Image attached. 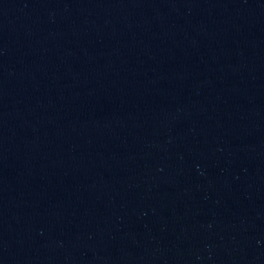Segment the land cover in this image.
I'll return each mask as SVG.
<instances>
[{
    "label": "water",
    "instance_id": "water-1",
    "mask_svg": "<svg viewBox=\"0 0 264 264\" xmlns=\"http://www.w3.org/2000/svg\"><path fill=\"white\" fill-rule=\"evenodd\" d=\"M0 264H264V0H0Z\"/></svg>",
    "mask_w": 264,
    "mask_h": 264
}]
</instances>
